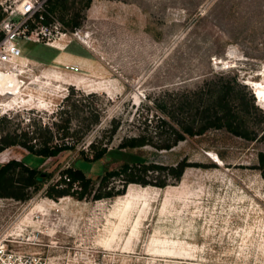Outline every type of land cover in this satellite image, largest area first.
<instances>
[{"label": "rangeland", "instance_id": "1", "mask_svg": "<svg viewBox=\"0 0 264 264\" xmlns=\"http://www.w3.org/2000/svg\"><path fill=\"white\" fill-rule=\"evenodd\" d=\"M67 1L53 14L51 33L37 43L20 40L21 57L0 61V118L17 111L52 123L60 105L75 113L63 103L74 87L84 96L70 103L102 116L80 147L102 137L108 143L112 122L119 129L101 162L81 161L78 152L44 159L11 147L0 154V166L23 161L54 172L56 183L71 165L93 179L123 162L219 165L189 168L164 189L131 185L114 199L53 200L43 193L26 203L0 199V241L48 264H264V176L256 169L264 142L210 129L185 135L170 151L119 148L139 135L167 143L172 133L165 127L156 134L159 119L180 131L194 123L200 130L205 89L220 78L236 79L264 108L251 83H264V0H92L86 10V0ZM20 2L0 0V37ZM75 16L83 25L72 30ZM80 127L74 120L72 128Z\"/></svg>", "mask_w": 264, "mask_h": 264}, {"label": "trees", "instance_id": "2", "mask_svg": "<svg viewBox=\"0 0 264 264\" xmlns=\"http://www.w3.org/2000/svg\"><path fill=\"white\" fill-rule=\"evenodd\" d=\"M67 2V0H49L50 14L53 16ZM91 4L92 0H86L83 10L90 8ZM4 14L0 7V22L3 20ZM51 21V17L46 16L42 24L48 27ZM70 22L72 30L83 25V20L78 16L73 17ZM35 26L34 23L29 24L31 29H34ZM245 89L246 87L238 84L236 79L220 78V80L208 83L205 89L207 104L203 108L204 116L201 118L203 125L200 130L194 131L196 128L194 123L180 131L167 120L159 119L156 134L160 133L161 135L165 127H168L172 133V137L167 143L153 145L150 136L139 135L125 139L119 148L135 150L151 145L158 151H170L179 142L185 140V135L191 137L203 135L210 129H225L244 140L264 142V108H258L253 96L250 97ZM78 96L84 95L76 92L72 87L63 103L68 102V105H65H71L75 113L69 112L65 106L60 105L53 113L60 119H56L52 123L45 122L41 116H30L25 119L24 114L17 111L3 115L0 118V154L8 148L21 147L30 155L44 159L78 152L81 161L86 163H97L104 160L109 152V143L118 131L119 125L112 122L110 129L106 131L109 134L108 143H104L105 137H102L95 139L87 147L85 145L80 147L92 128L101 123L102 116L97 109L71 104L70 101ZM96 96V94L88 95L91 98ZM162 110L166 112L165 107ZM27 112L30 115L35 114L32 109ZM81 113L85 115L81 116ZM167 114L170 119H174L172 115ZM79 119H81L83 127L75 130L72 128L74 120ZM219 157L223 159L220 154ZM210 167H217V164L206 166L189 162L186 158L175 165H166L158 161L123 162L116 168H106L101 175L93 179L81 168L71 165L64 168L60 172L59 179L53 183L51 181L54 178V172L43 174L27 163L13 159L0 166V199L26 203L37 194L43 193L53 200L73 197L78 201H101L124 196L131 185L164 189L181 182L189 168ZM256 169L264 176V152L258 154Z\"/></svg>", "mask_w": 264, "mask_h": 264}, {"label": "built area", "instance_id": "3", "mask_svg": "<svg viewBox=\"0 0 264 264\" xmlns=\"http://www.w3.org/2000/svg\"><path fill=\"white\" fill-rule=\"evenodd\" d=\"M48 2L49 0H21L12 9L11 17L1 25L4 35L0 39V61L9 63L21 57L22 50L18 45L20 40L37 43L40 42L41 34L46 37L47 33H51L49 27L42 24L46 16L55 21L48 10ZM5 12L8 13V10ZM30 23L36 25L34 29L29 27ZM56 24L57 28L61 26L57 21ZM10 243L12 242L0 241V264H48L45 257L16 251L10 248Z\"/></svg>", "mask_w": 264, "mask_h": 264}, {"label": "bare ground", "instance_id": "4", "mask_svg": "<svg viewBox=\"0 0 264 264\" xmlns=\"http://www.w3.org/2000/svg\"><path fill=\"white\" fill-rule=\"evenodd\" d=\"M84 38H86V37H84ZM251 83H253L254 88L257 92V95H258L259 99L261 100V103L264 104V83L259 82V81H252ZM169 253H172V252H169Z\"/></svg>", "mask_w": 264, "mask_h": 264}, {"label": "water", "instance_id": "5", "mask_svg": "<svg viewBox=\"0 0 264 264\" xmlns=\"http://www.w3.org/2000/svg\"><path fill=\"white\" fill-rule=\"evenodd\" d=\"M212 158V157H211ZM214 160V159H213ZM214 162L217 164V165H219V163L216 161V160H214Z\"/></svg>", "mask_w": 264, "mask_h": 264}, {"label": "clouds", "instance_id": "6", "mask_svg": "<svg viewBox=\"0 0 264 264\" xmlns=\"http://www.w3.org/2000/svg\"><path fill=\"white\" fill-rule=\"evenodd\" d=\"M260 102V101H259Z\"/></svg>", "mask_w": 264, "mask_h": 264}]
</instances>
